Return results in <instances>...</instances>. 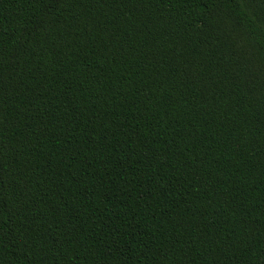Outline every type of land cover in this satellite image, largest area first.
I'll return each mask as SVG.
<instances>
[{
    "label": "trees",
    "instance_id": "trees-1",
    "mask_svg": "<svg viewBox=\"0 0 264 264\" xmlns=\"http://www.w3.org/2000/svg\"><path fill=\"white\" fill-rule=\"evenodd\" d=\"M0 264H264V0H0Z\"/></svg>",
    "mask_w": 264,
    "mask_h": 264
}]
</instances>
